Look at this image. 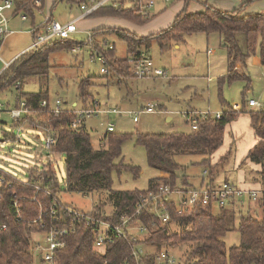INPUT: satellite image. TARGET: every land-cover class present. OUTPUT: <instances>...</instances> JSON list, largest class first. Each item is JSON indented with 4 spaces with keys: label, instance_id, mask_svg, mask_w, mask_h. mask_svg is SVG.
Here are the masks:
<instances>
[{
    "label": "trees",
    "instance_id": "1",
    "mask_svg": "<svg viewBox=\"0 0 264 264\" xmlns=\"http://www.w3.org/2000/svg\"><path fill=\"white\" fill-rule=\"evenodd\" d=\"M35 1L14 0L15 11L32 17L44 4V0H39V6L36 7ZM183 1V8L176 14L172 23L155 33L138 36L120 28L100 27L90 32V43L86 40L78 42L55 38L20 54L1 72L0 99L5 98L6 95L2 97L5 93L14 92L13 97L3 99L6 106L19 107L24 101L28 108L34 110L32 114L16 120V127L19 131L23 128H40L46 137L50 136L53 143L45 146L46 155H63L65 171L63 188L57 173L59 171L51 162L46 161L42 167L35 166L28 171L26 176L30 185L12 179L11 186L4 189L0 198V264H33L34 239L40 232L50 228L66 230L65 234L59 236L64 244L55 251V264H153L156 252L162 249L175 253L183 264H264V96L261 107H250L246 112L257 138L246 159L249 163L258 165L259 169L255 171V176L245 177V181L252 182L251 187L254 188L255 183L258 185L255 189L259 194L254 203L257 201L260 213L254 212V203L246 197H243V201L232 198L223 205L210 202L202 207H199V199L191 211L178 213L175 201L169 196L167 199L163 196L170 222L163 223L150 212L143 211L135 215L140 196L148 191L156 193L160 187H165L170 190L181 189L182 192L188 193L204 186L205 181L197 186L190 183L189 175L186 174L187 166L176 160L178 156L200 155L201 159L192 164L205 167V176L208 175L210 181L216 178L219 168L223 166V160L229 159V155L227 153L212 165V154L223 144L226 126L245 112L248 105V101L242 96V109L234 110L223 98L222 87L225 83L244 81V90L249 88L250 76L238 72L236 65L244 64L251 56L257 54L260 65L264 68V12H245L250 4L259 0H242V4L231 11L217 9L208 4L207 0ZM192 1L201 2L203 10L189 12L187 8ZM84 2L86 0L79 3ZM88 16L119 17L137 25L146 24L154 17L150 13L142 14L136 5L126 1H122L118 6H101ZM197 33L219 35L220 47L224 48L227 54V70L217 80L220 117L209 113L199 119L195 130L189 126L191 130L171 133L106 132L102 140L105 145L95 149L91 144V134L85 121L82 120L76 127L71 124L77 117L75 110L96 107L92 94L88 92L95 76L82 77L77 81L80 105L75 106L76 108H66L63 104V109L57 114L51 112L53 102L47 89L33 92L21 90L26 80L38 79L42 86V76L46 75L50 68L49 55L56 50L72 51L75 47L82 49L85 46L91 48L90 52L95 51L104 58L107 73L102 77L106 78L113 73L120 78L118 83L123 84L125 79L134 77L129 57L147 52L153 42L164 51L170 48L172 42ZM238 34L244 36V48L240 46ZM114 35L123 38L126 43V54L123 57L116 55L114 42L111 41ZM32 37H36V32ZM43 100L47 101L46 108L40 106ZM132 137L137 145L144 147L148 165L166 176L151 178L146 189L113 190V173L129 171L134 176L140 173V168L136 165L124 163L122 159L116 161L121 157L122 144ZM244 164L245 160H242L239 166ZM224 182L235 185L229 179ZM39 185L40 190L37 191ZM217 185L211 181L207 182L205 187L215 188ZM13 191L17 194L18 210L13 205ZM62 191L85 196L106 192V202L111 204L112 210L110 214H103L102 207L105 202L96 204L92 213L72 208L61 202L59 193ZM52 210H55V216L51 213ZM41 212L42 216L39 218ZM86 215L113 225H119L122 216L132 215L130 223L140 222L146 227V233L142 239L132 240L118 236L111 229L107 233L109 242L106 241L103 252H99L94 246L97 228L87 223ZM53 217H57V220L54 221ZM188 222L193 223L192 227L186 232H180V225ZM2 224L6 226L5 229L1 228ZM232 230L239 232L240 239L237 244L227 247L223 238ZM138 245L147 246L150 250L135 258L133 251Z\"/></svg>",
    "mask_w": 264,
    "mask_h": 264
},
{
    "label": "rangeland",
    "instance_id": "2",
    "mask_svg": "<svg viewBox=\"0 0 264 264\" xmlns=\"http://www.w3.org/2000/svg\"><path fill=\"white\" fill-rule=\"evenodd\" d=\"M51 1L49 8L53 13L54 19L57 21L66 24L65 22L79 13L78 6L74 3L70 6L66 0ZM162 1L156 0L155 6L149 12L154 17L146 24H143V26H139L141 28L135 34L146 36L162 29L160 27L167 25L166 23L171 19L172 12L182 5L183 0H172L165 4ZM207 3L225 11H231L239 7L238 0H207ZM44 4L45 8H43V11L48 13L50 10L48 9V0H44ZM249 6L250 8L247 10L249 13L264 12V0L254 2ZM187 9L191 12L202 11L203 4L199 1H192ZM34 16L35 22H41L42 16L38 10L34 12ZM88 19L100 20L101 18L88 17ZM119 21L130 27L135 26L127 20ZM237 37L241 47L244 48V36L238 34ZM86 38V31L77 29L76 32L70 35L69 39L79 42L84 41ZM111 38V41L115 45L116 55L119 57L125 56L126 43L124 39L115 35ZM219 43V35L215 33L211 35L197 33L184 36L183 39L172 42L170 48L164 51L160 49V46L156 42H153L146 54L152 59L156 68L160 67V69L165 70V74L143 78L132 77L125 79L123 84L118 83L120 78L116 77L113 73H110L106 78L102 77L103 73H100L101 64L97 59L91 60L90 58L91 48L87 50L84 47L80 48L81 50L78 54L73 53L69 49L56 50L49 55L48 64L50 68L48 73L42 76L45 83L42 80V86H40L38 79L34 81H32L33 79L26 80L22 84L21 90L33 92L39 89H47L53 103L58 98L64 102L63 104L66 108H70L69 106H73L72 102L80 105L77 97V81L82 77L95 76L92 85L88 87V92L92 94V100L98 101L96 107L99 109L118 107L121 111L123 110L120 116H117L115 113L110 115L98 114L95 116L91 114L86 118L87 127L91 134V144L95 149L105 145V141L102 140L106 133V123L108 120L113 123L114 132L150 134L187 131L191 129L189 124L184 121L181 115L182 111L179 108L182 107L184 110L194 107L202 110L209 109L211 112H220L221 105L218 97L217 80L227 70V54L225 49L220 47ZM254 56L246 59L244 64L237 63L236 65L238 72L250 76L251 81L248 89L244 90V81H234L230 84L225 83L222 87L223 98L232 108L234 104L242 106V96L245 101L250 98H254L261 103L263 101L264 68L254 62ZM132 85H134V88L128 89ZM129 90H132V94ZM121 91H123L124 97L128 98L127 101H133L132 104L125 107L120 106ZM4 96L5 98L13 97L14 92L5 93L2 97ZM5 98L3 99L5 100ZM92 100L90 99L89 103ZM161 103L166 105L167 113L158 111L157 105ZM148 104L154 106L153 112L143 110ZM179 104L181 107L178 106ZM128 111H130V114ZM137 112H139L137 115L138 121L134 122L132 114ZM167 117L172 119L167 121ZM18 138L19 141H17ZM45 138V133L40 128H23L17 132L15 121L11 119L9 114L4 113L0 118V169L24 178L31 168L35 166H39L40 168V166L44 165V162L48 161L59 171L57 173L63 188L64 156L46 155ZM228 148L222 156H212L211 158V164L214 165L221 157L227 153L229 155V159L223 160V166L219 168L217 180H234L239 172H243L246 178L251 177V175L255 176V170L249 164L246 156H237L233 140ZM121 159L124 163L139 167L140 173L137 176H134L129 171H122L120 174L113 173V190L146 189L149 180L158 175L157 170L148 165L145 149L143 146L135 143L134 137L127 139L122 144L121 157L116 161ZM200 159V155H181L176 159L179 163L187 166L186 174L189 175L190 183L196 186L208 179L206 177L202 179L203 176H201L205 167L192 164ZM242 160H245V164L237 168V162L241 163ZM249 183L247 187L255 189L251 187L253 184ZM106 196V192L92 196L66 191L59 193L62 203L88 213L94 211L96 204L105 202L102 212L103 214H110L112 207L110 203L106 202ZM250 202L254 203L253 200ZM250 204L252 206V203ZM256 205L257 201L253 204L255 208L254 212L260 213L258 205ZM223 239L226 246L229 247L239 242L240 235L237 230H232L227 232Z\"/></svg>",
    "mask_w": 264,
    "mask_h": 264
},
{
    "label": "built area",
    "instance_id": "3",
    "mask_svg": "<svg viewBox=\"0 0 264 264\" xmlns=\"http://www.w3.org/2000/svg\"><path fill=\"white\" fill-rule=\"evenodd\" d=\"M122 1H126L130 4L136 5L142 14H148L150 10L155 6L156 0H86V2L80 4V8L84 11L83 16L90 14L94 10L98 9L101 6H118L122 3ZM172 1V0H163L164 4ZM39 3V0L35 1ZM14 0H0V47L4 40V37L9 32L8 27V17L7 11H10L14 8ZM20 17L22 20L27 18L25 13H20ZM75 20L70 21L66 24H61L58 21L54 20H45L40 27H36L31 29V35L36 32V37H32L31 45L28 48L34 49L47 42L49 40H53L55 38H65L69 39L70 35L76 32ZM87 42H91V33H88ZM81 49L79 47H75L72 49L74 53L79 52ZM27 51V50H26ZM90 58L97 59V61L101 64L100 73H107V68L104 66V58L102 55L96 53L95 51L90 54ZM0 61L2 66L0 68L1 72L6 69L11 62L4 61L0 55ZM129 61L132 63L133 75L135 78H143L148 76H161L164 74V71L160 68H156L153 64V61L146 52H141L136 57H129ZM18 82L16 86H18ZM248 105L251 108L261 107L262 103L256 99H249ZM42 108L47 107V101L43 100L40 103ZM63 109V102L59 99L54 100L52 104L51 112L53 114H57L60 110ZM143 110L148 112L154 111V106L148 104ZM141 110V111H143ZM34 112L33 109L28 108L25 105V102L22 101L19 107L14 106H6L5 101L0 99V118L2 115L9 114L13 121H16L20 118H24L27 114H32ZM77 117L72 121V126L76 127L81 124L82 120H86L91 114H106L110 115L115 113L116 115L122 114V111L116 108L112 109H99L97 107L87 108L82 110H75ZM130 114V111H128ZM138 113H133V121L137 122ZM209 113L210 110L207 111H182L181 115L186 123L189 124L192 130L197 129L198 122L200 118H204ZM216 117H220V112H212ZM19 128H17V132ZM114 126L111 121H107L106 123V132H113ZM17 138V137H16ZM19 141V138L18 140ZM53 143V139L50 136L45 138V146H49ZM205 175V171L203 172ZM12 179L18 181L20 183L30 185L29 178L25 176L24 178H20L15 176L12 173L6 172L0 169V198L2 196V192L6 187H10L12 184ZM40 190V185L37 186V191ZM259 191L253 188H249L244 185L231 184L227 182H222L218 184L215 188H207L202 186L199 190H190L188 193H184L181 189L170 190L169 188L160 187L159 190L155 193L153 191H148L145 195H141L139 201L136 205V214L139 215L145 212H150L155 214L157 217L161 219L163 223L170 222L169 213L165 206V201L163 200V196H169L175 203L177 204V212L181 213L185 210L191 211L194 204L200 199V206L207 205L210 202L214 205H223L228 200L232 198H237L243 201V197L249 199L250 201H255ZM15 191L12 192L11 197L13 198V205L19 209L18 207V199ZM51 213L55 216V210H52ZM91 215V214H90ZM42 216V212L39 215V218ZM132 215H124L121 217V223L119 225H113L108 222H105L101 219H96L94 217L86 215V220L88 224H91L93 227L97 228L98 234L95 239L94 246L96 250L99 252H103V248L106 244V241L109 242L107 233L113 229L118 236L124 238H131L132 240L142 239L146 233V227L140 222L130 223ZM53 220L56 221L57 217H53ZM193 223H183L180 225V232H186L192 227ZM2 229H5L6 226L4 224L1 225ZM66 233V230H58L56 228H50L48 231L40 232V234L34 239V243L32 244L33 254L35 256V260L33 264H55V251L63 246V241L59 239L63 234ZM42 236V237H41ZM147 246L138 245L137 249L133 251V255L135 258L137 255H143L146 252H149V248ZM153 264H183L182 261L178 258V256L171 252L160 250L156 252ZM193 264V263H188Z\"/></svg>",
    "mask_w": 264,
    "mask_h": 264
},
{
    "label": "crops",
    "instance_id": "4",
    "mask_svg": "<svg viewBox=\"0 0 264 264\" xmlns=\"http://www.w3.org/2000/svg\"><path fill=\"white\" fill-rule=\"evenodd\" d=\"M78 1L80 2L81 0H73L72 3H74V4H76L78 6V9H79V13L78 14L79 15L77 14L76 16L71 17V19L68 20L65 23H68L70 21L75 20L76 21L75 22L76 30L79 29V30L86 31L87 35L93 29L100 28V27L121 28V29L130 31V32L135 34V33H138L137 30L141 28L139 26H143V25H137V24H134V23L131 22L135 26L130 27V26L126 25V24H122V21H119V20H125V19H122V18H119V17H112V16H102V17H97L99 19L101 18L100 20H91V19H88L89 16L87 14V15L83 16L82 18H80V16H82L84 14V11L80 8V3ZM238 1H239V6H240L243 1L242 0H238ZM50 2H52V1L48 0V9H50L49 8L50 7ZM72 3H69L70 6L72 5ZM163 4H164V2H163ZM38 6H39V3L36 4V7H38ZM43 8H45V4H43V6L38 9L39 14H41V16H42L41 22H35L34 21V18H35L34 15L32 17L26 15L27 18L25 20H22L21 17H20V13H22V12H16L15 11V6H14V8L12 10L7 11L6 14H7V17H8L9 32L4 37V40H3L2 44H1V47H0V55H1V58L4 61L11 62L16 57H18L20 54H22L26 50H28V48L31 45V41H32L31 29L36 28V27L37 28L40 27L45 20L57 21V20L54 19L53 13L51 12V9L47 13V12L43 11ZM182 8H183V1H182V5H180V7L178 9H176L174 12H172V15L170 14L171 15V19L166 23L167 25H163L160 28L164 29V28L168 27L172 23L174 17L176 16V13L178 11H180ZM249 8H250V6H248L245 9V12H248L247 10ZM36 10H37V8H36ZM189 12H191V11H189ZM58 22H60V21H58ZM60 23L62 24L63 22H60ZM104 23H106V24H104ZM159 30H161V29H159ZM111 40H112V38H111ZM84 49L87 50V49H89V47L85 46ZM253 60H254V62L256 64H258V66L261 67L258 55H255L253 57ZM239 64H241V63H239ZM1 66H2V63L0 61V68H1ZM157 68H160V67H157ZM164 72H165V70H164ZM131 88H134V85L128 87V89H131ZM129 92L132 94V90H129ZM120 94H121L120 95V98H121L120 99V106L125 107V106H129V104L133 103L132 100L127 101L128 98L124 97L123 91H121ZM250 99H254V98H250ZM95 104L98 105V101L95 100ZM72 105H73V107H75V106H77V103L76 102H72ZM178 106L181 107L180 104ZM157 107L159 109L158 110L159 112L167 113V111H168L166 105H164L163 103L158 104ZM116 108L119 109L118 107H116ZM233 108L236 111H239V110L242 109V106H240L238 104H234ZM250 109L251 108L249 107V105H247L246 111L243 112L242 114H240L239 117L236 120L230 122L226 126L225 133H224L223 144L212 154V156H217V157L222 156L227 151V149H229L228 147L231 145V141L232 140L234 141V144L236 146V154H237V156H246L247 155L249 149L257 142V138H256V136L254 134V131H253V129L250 126V119H249L248 113H246ZM179 110H181V111H187V110L188 111H190V110L207 111L209 109L202 110V109L191 107L190 109H184L183 110L182 107H181V108H179ZM179 110H178V112H180ZM220 111H221V109H220ZM117 116H120V115H117ZM108 118L110 119V117H108ZM171 119L172 118L167 117V121H170ZM84 123L86 124V127H87V120ZM238 158H240V157H238ZM238 160H240V159H238ZM239 164H240V162H237V165H236L237 168H238ZM249 164L251 165V167L255 171L257 169H259L258 165H255V164H252V163H249ZM157 176H166V174L158 173ZM201 176H203L202 179H205V177H206L205 175H203V173H201ZM217 176H216V178L214 177L215 180L213 178V179H211V181L215 182L216 184H220V183L224 182L225 179L222 180V181H218L217 180ZM206 178H208V179L205 180V182H208V183L211 182L210 181V177H206ZM244 178H245L244 173L243 172L242 173L239 172V174H237L236 179L230 180V181H233L237 185L248 186V182H246ZM189 181H190V179H189ZM250 183L253 184L252 182H250ZM203 184H204V182H203ZM256 185L257 184L255 183L254 184L255 188L258 186V185L257 186Z\"/></svg>",
    "mask_w": 264,
    "mask_h": 264
}]
</instances>
